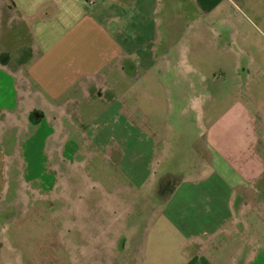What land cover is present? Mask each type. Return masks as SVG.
Listing matches in <instances>:
<instances>
[{
    "label": "crops",
    "instance_id": "crops-1",
    "mask_svg": "<svg viewBox=\"0 0 264 264\" xmlns=\"http://www.w3.org/2000/svg\"><path fill=\"white\" fill-rule=\"evenodd\" d=\"M89 1L0 0V196L7 187V162L20 158L22 144L25 156L39 133L46 162L52 147H61L65 157L69 148L76 153L81 148L77 135L88 130L112 155L122 149L116 153L133 183L149 182L156 154L172 150L132 120L130 95L140 72L184 76L193 69L201 73L204 64L209 77L224 70L235 78L244 72L264 74L259 58L250 66L243 57L234 58L235 37L220 40L206 26L203 17L226 13L234 0ZM191 5L201 17L189 22ZM160 24L166 25L162 36ZM215 78L202 90L195 82L188 86L193 93L187 105L206 124L194 153L205 154L189 176L176 181L162 217L187 251L175 264H264V87L230 88ZM170 86L151 80L148 87ZM197 90H208L207 98ZM86 116L92 117L89 127ZM176 132L189 137L183 129ZM162 155L159 163L166 159Z\"/></svg>",
    "mask_w": 264,
    "mask_h": 264
},
{
    "label": "rangeland",
    "instance_id": "rangeland-1",
    "mask_svg": "<svg viewBox=\"0 0 264 264\" xmlns=\"http://www.w3.org/2000/svg\"><path fill=\"white\" fill-rule=\"evenodd\" d=\"M234 1L237 4L230 5L226 13L203 17L206 26L220 40L235 37L230 48L234 58L243 57L246 66L259 58L260 66L264 62V0ZM196 12L194 7L187 12L189 22L201 17ZM165 26L156 27L161 36ZM156 38L159 50L162 40L158 42V35ZM161 62L158 68H163ZM201 67V73L193 69L191 75L184 76L167 70L155 77L140 72L139 81L133 82L130 99L135 101L126 102L133 105L132 120L159 146L169 145L172 150L163 154L166 159L162 163V154H156L152 178L145 184L133 183L123 170L121 156L116 153H121L119 146L112 155L111 149L93 142L96 133L88 130L79 137L68 130L81 148L76 153L69 148L66 157L61 147L49 148L48 162L42 153L41 133L34 137L33 146V141L29 144L25 156L23 144L19 145L16 155L20 158L7 162L3 173L7 187L0 196V264H175L182 259L187 251L168 232L162 209L176 181L189 176L199 155L205 154V150L194 153V142L204 134L206 124L201 113L187 105L193 93L188 86L195 82L202 90L216 77V84L230 88L264 87L261 72L254 77L244 72L235 78L232 71L224 70L209 77L204 64ZM151 80L153 84L171 85L170 89H150ZM197 93L206 99L208 90ZM176 94L184 99V106L178 104ZM91 121L92 117H85L87 127ZM177 129L189 137L181 138ZM42 132H48L45 125ZM66 132L62 133L64 138ZM21 138L24 140L25 134Z\"/></svg>",
    "mask_w": 264,
    "mask_h": 264
},
{
    "label": "built area",
    "instance_id": "built-area-1",
    "mask_svg": "<svg viewBox=\"0 0 264 264\" xmlns=\"http://www.w3.org/2000/svg\"><path fill=\"white\" fill-rule=\"evenodd\" d=\"M89 2H92V3H93V1H92V0H90Z\"/></svg>",
    "mask_w": 264,
    "mask_h": 264
}]
</instances>
